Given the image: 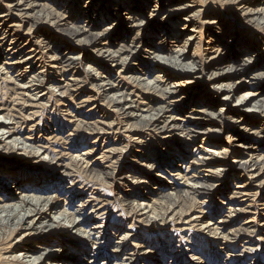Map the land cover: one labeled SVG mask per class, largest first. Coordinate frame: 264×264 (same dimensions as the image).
Masks as SVG:
<instances>
[{"label":"bare ground","instance_id":"bare-ground-1","mask_svg":"<svg viewBox=\"0 0 264 264\" xmlns=\"http://www.w3.org/2000/svg\"><path fill=\"white\" fill-rule=\"evenodd\" d=\"M56 1L59 0H15L13 3L20 16L33 20L35 15L32 13H39V18H42L41 13H47L46 7H51ZM81 2L83 0H72L70 2L71 9H67V11L68 13L72 11L78 17L86 19L88 26H77L74 32L72 29L71 35L89 38V43L95 51L97 50L105 58L110 61L114 60L117 63L115 67L121 68L120 73H127L129 70L126 69V66L131 62L144 64L143 60H145L146 69L143 85L148 92L159 95L162 100L163 106L158 107L159 104L156 99L146 101L145 106L141 108L139 104H135V101L130 100L131 95L114 80L112 81L110 78L101 80V82L98 80L100 82L99 85L97 84L99 97L101 96L111 103L112 108H114L113 113L117 117L113 122H110L111 127L115 129L118 126V129H120L119 127L123 125L126 131L133 132L130 128L131 121L141 122L149 133L158 134L168 142L165 143L167 149L165 156L169 160L166 159L167 164L165 167H148L146 165L148 161L161 163V156L155 159L156 156L152 154V150L145 149V153L148 155L144 159L147 162L142 166L151 169V171H156L154 181L143 183L139 180L140 177L134 175L120 177V182L123 185L128 184L125 188H133L139 184L145 185L147 190L148 188L152 190L155 187L153 189L155 193H149L147 197L130 196L129 201L127 200V206L131 211H135V214L136 212L142 213L140 217H144V221L146 220L149 225L157 228L162 229L172 223V230H174L175 225L181 223L183 225L181 229L187 231L186 227L191 226L194 229L200 225L199 231L205 234L207 238L217 240L219 245L222 246L219 249L220 253L216 251L217 256L226 254L227 264H243L242 262L248 254H256L255 242L245 243L249 246L247 245L241 253H235V249L232 250L230 246L233 239L229 235L232 233L226 231L229 224L227 220L216 221L214 219L216 215L214 214H211L205 222L202 221L204 217L200 215L187 220L188 218H184V215L187 216L184 211L175 212L176 209L172 206L164 210L162 203L155 197L161 194L159 193L161 188L164 189V181H167L170 185V187H167V185L165 188H170L172 191L169 193V197L175 199L174 207H179L186 199L206 194L210 189L204 188L205 185L196 182L197 179L206 178L207 175L202 176L203 173L211 174L212 177L210 178L215 179L217 183H221L223 178L231 176L237 189L233 192V200L243 197L241 203H245V201H248L245 199L251 197L249 192L252 190L254 183L258 182L264 174V147H255L252 144L253 141L236 136L235 141H239L241 144H237L232 150V148L219 143L223 134L221 130L206 127L213 121L212 119H224L227 108L215 112L214 108L217 106L215 98L211 99V103H205L206 105L201 103L203 97L199 98L201 93H199L195 83L198 77H194L198 71L199 62H197L198 59L195 60L194 55L197 54L198 49L203 50L202 56L207 55L210 60H217L218 63L222 62V65L228 67L222 74H215L214 81L236 80L240 76H246L252 70L259 71L260 67H256V65L261 61L260 56H252L249 49L243 50L242 42L238 38H232L233 40L230 41L231 43L224 54L219 56H213V54H220L223 45L217 46V44L214 45V41L206 40V44L200 47L202 38L193 35L196 32L194 23L196 16H186V13L194 7L188 3L182 4L181 0H113V2L112 0H102L104 6L100 11L101 19L99 20L90 17L92 5H95L98 0H88L85 2L87 5L84 9L78 10ZM112 4L115 7L113 10L110 9ZM150 4L155 6L150 8ZM241 5L243 6L238 10L242 19L250 26L262 28L264 32V0H242ZM144 6H148L147 9H144ZM53 16L60 19V14H54ZM53 16L51 18L54 19ZM66 18L62 16L61 21H65ZM12 20L13 18L9 12H0V81L14 84L24 94L32 93V98L35 101L34 106L38 107L42 105L43 101H46L45 97L47 96V92H41V90L52 91L58 83L54 79L50 80L51 77L48 78L46 67L43 65V54L37 53V50H32L28 54L23 53L26 50L25 47L28 41L24 36L17 33L16 25L12 23ZM158 20H162L164 28L157 29L153 26ZM220 20L219 17L218 21L209 23L210 33L216 35L217 31L222 30L220 29ZM102 25H107V28L100 30ZM60 26H66V23ZM120 26L124 28L118 34L119 36L123 34L127 37L137 33L139 39V36H144V29H149L150 37L147 36L144 43L138 41V39L128 42L126 38H120L119 36L115 40H113L114 38L111 39V34L115 33ZM94 27H97L98 32H93ZM223 33L224 31H221V34ZM46 37L43 38L46 42L42 41V43L49 52H53L51 61L55 62V65L52 68L60 69L58 74L63 79L65 78V84H59L56 88L68 89L78 86L81 83L80 78L78 79L75 75H67L65 68L81 65L84 61L82 55L74 56L72 52H61L62 49L68 48L65 43H61L60 49L54 52V41L56 39ZM156 38H164V40L156 43ZM143 47L144 50H142ZM192 47H196L193 55L189 52ZM145 54L148 55L146 56L148 58H144ZM163 54H168L171 58L163 57ZM230 54L232 57H230ZM160 65L165 69L160 68ZM260 70L262 72L255 73L250 77L249 83L245 82L243 78L233 84L222 82L221 85L215 87L218 91L217 97L221 99H219L220 103L230 107L231 100L236 97L235 103L231 107L235 113H244L246 116H250L249 114L252 113H264V99L261 98L263 92H261V85H258V81L264 82V69ZM34 71H37L35 75L33 74ZM155 71H158L156 73L159 74H154ZM93 72L97 73L96 70H92ZM11 73L14 74V77L9 76ZM98 75L102 74L98 72ZM46 85H48L47 88ZM244 88L250 91L236 96ZM64 94L65 91H61L60 95L64 96ZM181 95L184 96L178 100ZM189 102L191 103L190 115L184 116L182 110L184 111L185 105ZM174 103H177L180 107L175 106ZM179 108H182L181 111ZM182 116L183 118H181ZM73 118L76 119V122H79V125L92 124L88 121L83 122L82 119H77L78 117L74 115ZM100 119L106 121L105 117H99L95 120L98 125ZM244 120V118H239V120L230 119L237 129L247 132V126H245L247 123ZM20 127L18 119L8 112V109L0 100V230L2 227L9 230L11 235L18 232L21 234L16 242L19 243L21 248L15 245L17 248L13 251L14 246L7 245L6 256L0 255V264H62L64 261L65 264H98L105 253L109 254L107 255L108 259L101 264H133L135 258L141 254L159 257V260L153 261V264H168L166 260L169 255L172 256L174 263L185 261L187 264H208L202 255L198 256V253L186 257L182 255L183 253L180 250L172 253L162 252L160 247L157 254L150 249L145 250L150 246L146 247L145 244L138 242L133 243L130 240L132 236L129 232L122 234V228L110 226L106 220L100 224L99 221L108 214L106 207L97 204V199L94 196H89L84 200L83 193L90 189L86 188L83 191L84 183H78L73 178L74 175L71 174L67 165L57 164L59 175L63 173L64 177L57 179L46 176V172L50 171L52 173L53 170V165H50L53 164L52 161L55 159L53 151L38 146L33 138L24 137ZM263 132V129L256 130L251 135L264 139ZM200 136H202L201 142L196 145V141ZM132 138H134L133 142L140 145L144 144L145 139L149 136L139 133L133 134ZM190 146L193 147L190 148ZM113 151L107 153L114 154ZM93 153L95 151L93 147H90L84 154H81L82 156L72 157V162H80L86 173L91 176H98L99 173L98 175L95 173L96 167H94L97 163H91L88 160ZM228 160L231 161L228 163ZM177 162H181V164L176 165ZM194 166L197 169H193ZM62 169L64 170L60 172ZM27 170L32 171L34 174L24 173ZM184 173H187V175ZM129 178H132V180H128ZM258 194L255 195L254 193L256 197ZM90 195H93V192ZM78 200L83 201L77 206V210L73 211L72 208ZM205 203H197L200 204L201 210L199 211L201 214L205 211ZM262 206H264V203ZM117 208L114 207V211ZM229 209L233 218L234 209ZM261 210H264V207ZM177 215H179L178 218ZM259 215L260 213L257 211L255 216L249 218L243 225L247 226L245 228L247 232L256 234L252 238L260 243V247L264 244V221L259 226L261 228L254 231L252 230L253 226H248L256 223ZM119 233L121 234L119 235ZM238 237L239 235L237 239ZM18 247L20 248L19 251ZM112 255L114 258L111 259ZM82 258H85V260H82ZM113 260H115L114 263ZM212 264H220V262L217 260Z\"/></svg>","mask_w":264,"mask_h":264},{"label":"rangeland","instance_id":"rangeland-1","mask_svg":"<svg viewBox=\"0 0 264 264\" xmlns=\"http://www.w3.org/2000/svg\"><path fill=\"white\" fill-rule=\"evenodd\" d=\"M14 1L15 0H0V12H9L11 14V17L13 18L12 23L16 25L17 33L24 36V38L28 41L27 46L25 47L26 50L23 53L28 54L31 53L32 50H37V53H41V55H44V60L42 59L44 61L43 65L46 67L48 78L51 77L50 80L54 79L58 83V85L65 84V78L63 79L58 74V70L60 69L52 68L55 65V62L53 63L51 61L53 52H49L46 49L44 43H42V41L46 42L43 39L44 36H47L46 38L52 37L56 39L54 41V52L60 49L61 43H65L66 45H68V48L62 49L61 52H72L74 56L82 55V59L84 60L82 61L83 63L81 65H75L65 68V72L67 73V75L77 76L78 79L80 78L79 80H81V83H79L78 86H75L76 88L70 87L68 89H60V87L56 88V86L58 85H55V87H53L54 90L49 91L50 93L48 92V90H41V92H47V96L45 97L46 101H43L42 105L38 107L34 106L35 101L32 98V93L24 94L23 91L17 88L14 84L6 83V81H0L1 103L4 104L10 114L14 115L18 119L21 125L20 130L23 136L27 138H33L35 144L38 143V146L46 147L50 151L52 150L54 153L55 159H53L54 161H52L53 164H50L51 166L53 165L52 173L48 171L45 173V175L60 179L65 175L63 173L59 175L57 164H63L64 166L67 165L71 174L74 175L73 178H75L78 183L85 184H83V191L86 190V188L90 189L87 190V192L83 193L85 197L84 200H86L89 196H94V198L97 199V204L104 205L106 207V211L108 212V214L107 216H104L105 218L99 221L100 224L106 220L108 225L114 226L116 228H122V234L129 232L132 236L130 237V240L133 243L136 244V242H138L141 244H145L146 247L150 246L145 250L150 249L156 254L157 251H159L160 247L162 252L168 251L169 253H172L180 250L183 253L182 255L186 257L198 253V256L202 255L204 260L208 264H212L217 260L220 262V264H227V257L225 256L226 254H219V256H217V254L221 252L219 249H221L222 246L219 245V242L217 240L207 238L205 234L199 231L198 228L200 227V225L197 228L195 227L194 229L191 226L186 227V225L185 227L188 229L187 231H183L181 229L183 228V225L178 222V224L175 225L176 228L174 230H172V223H169L167 227H163L162 229L157 228L156 226L149 225L146 220L144 221V217H140L142 213L136 212L135 214V211H131L129 206H127V200L129 201L130 196L136 195L137 198L141 196L147 197L149 196V193H155L153 190L155 187H153L152 190L151 188H148L147 190L145 188V185L139 184L133 188H125V186H128V184L124 183L125 185H123L122 182H120V177L123 175H134L138 178L140 177L139 180H141V182L143 183L154 181L153 179L155 177L156 171H151V169L142 166L147 162L144 159L145 156L148 155L147 153H145V149L152 150V154L156 156L155 159H158L161 156V163H158L157 161H148V163H146L148 167H165L167 164V160H169V158L165 156L167 154L165 143L168 142L164 140V137L158 136V134L149 133V131L146 130L141 122L138 123L137 121L134 122L133 120L131 121L132 124L130 122L131 126H129L132 129L131 131L133 132L126 131L124 128L125 126L121 124V126L119 127L120 129H118V126L115 129L114 127H111L110 122H113V120L117 119V117H115V114L113 113L114 108H112L111 103L108 100H104L103 97H99L97 84L99 85L101 80L110 78V80H114L119 86L124 88L123 90H126L127 93L131 95L130 100L135 101V104H139L141 108L145 106L146 101H153L156 99L158 100V107H160V105L163 106L161 102L162 100L159 95L154 94L150 91L148 92L147 88L143 85L146 61L143 60L144 64H139L138 62L133 61L134 63L131 62L126 66V69L132 72L128 71L129 73H120L121 68L115 67L117 66V63L114 60L110 61L109 59L105 58L103 55L99 54L97 50L95 51V49L89 43V38H86V36H72V29L74 32V29L77 26H88V22L86 19H82L80 18V16L78 17V15L72 11L71 13H68L67 9H71L70 2H72V0H59L60 3L59 1L54 2V4L51 6L54 11L50 6L49 8L46 7L45 10L47 13L44 14V12H42L41 14L44 16H42V18H39V13H32L33 15H35V18H33V20H28L20 16V13L16 11V8L14 7ZM87 1L88 0H83V2H81L79 5L78 10L84 9V7L87 5V3L85 2ZM181 3H188L193 5L194 7L191 11L186 13V16H196L194 19L196 32L193 35H196L197 38H202V40L200 41V47L201 45L204 46L206 44V40L214 41V45L217 44V46L223 45L220 54H213V56H219L224 54V51L231 43L230 41L233 40L232 38H238L242 42L243 50L249 49V53L252 56H260L261 61L258 65H256V67L264 69V32L262 28H255L253 26H250L239 15L238 9L243 6L241 5L242 0H181ZM103 6L104 5L102 4V0H98L95 5H92L90 17L92 19L94 18L95 20L101 19L100 11ZM154 6V4H150V8H153ZM147 7L144 6L143 8L147 9ZM114 8L115 7H113L112 4L110 6V9L113 10ZM58 13L60 14V19L53 16L54 14L59 15ZM51 16H53L54 19L51 18ZM62 16L65 18L67 17L65 21H61ZM219 17L221 19L220 26L222 27H220V29H222L221 31H224V33L221 34V31H217V34L215 35L209 32V23L216 20L218 21ZM56 21L61 22L57 23ZM64 23H66V26H60L64 25ZM153 26L157 29L165 27L162 24V20L156 21ZM105 27L107 28V25H102L100 30H104ZM124 27L120 26L115 33H112L110 36L111 39L114 38L113 40H115V38L119 36L118 34L122 32V29ZM94 29L95 30H93V32H98V30H96L97 27H94ZM143 35L144 36H139V39L137 37V33H134L133 35L127 37L122 34V36L120 35L119 37L126 38L128 42H133V40L136 41V39H138V41H143L144 43L146 37L150 35L149 29H144ZM161 40H164V38L155 39L156 43H159ZM116 42L118 43L119 41ZM195 48L196 47H192L189 50L192 55L196 51L194 50ZM144 49L145 48L143 47L142 50ZM197 51V54H195L194 56L196 57L195 60L198 59L197 62H199V67L194 77H198V80L195 83L199 89V93H201L199 98L203 97L201 103H204V105H206L205 103H211V99L215 98V104H217L216 108H214L215 112H220V109L227 108L224 113V119H212L213 121L206 125V127L221 130L223 134L220 138L219 143H221L223 146L232 148V150L237 144H241V142L235 141L236 136H240V138L244 140H251L253 141L252 144L255 147L263 148L264 139L255 137L251 135V133L256 130H264V113H252L249 114L250 116H246L244 113H235L234 109L231 107L235 103L236 97L231 100L230 107H227L225 106L226 104L220 103L221 99L217 97L218 91L215 89V87L221 85L222 82H225L224 84L229 82L233 84L242 80L243 78L245 79V82L249 83L251 80L250 77H252L255 73L262 72V70H252L246 76H240L236 80L232 79L227 81H214V75L222 74L225 69H228V67H226V65H222V62L218 63L217 60H210L209 56L207 55L202 56L203 50L201 51L198 49ZM41 55L39 54V57ZM163 55V57H166L168 59L171 58H169L168 54ZM144 56V58H148L146 57L148 56L147 54H145ZM230 57H232L231 54ZM160 68L165 69L161 65ZM92 70H96L97 73H92ZM35 72L37 71L33 72L34 75ZM98 72L102 75L99 76ZM156 72L158 71H155L154 74L158 75L159 73ZM95 74H97L98 76H95ZM13 75L14 74L11 73L9 76L14 77ZM96 77L98 78L96 79ZM98 80H100V82ZM258 85H261V92H263L261 98L264 99V82L261 83L260 81H258ZM45 87L47 88L48 85H46ZM63 90L65 91L64 96L60 95L61 91L64 92ZM248 91L250 90L247 88L241 89L236 96H239ZM182 96L184 95L179 96L178 100ZM96 97L98 98L95 99ZM174 104H176L175 106L180 107L177 103ZM179 109L181 111L182 108ZM182 112V115L184 116L190 115V102L185 105V109L184 111L182 110ZM243 114L245 115V117ZM73 115L78 117L77 119H82L83 122L88 121V123L92 124L87 126L79 125V122L75 121L76 119L73 118ZM99 117H105L106 121L104 122L100 119L98 125L95 120ZM181 118H183V116ZM239 118L245 119L244 121L247 123V125H245L247 126V132L240 131L230 121V119L239 120ZM139 133L142 135L145 134L146 136H149V138L145 139L146 142L144 141V144L142 143L140 145H137V143L133 142L134 138H132V136L133 134ZM201 139L202 136L197 139L196 145L200 144ZM90 147H93L95 153H93L92 156H89L88 160H90L91 163H97L94 167H96L95 173L97 175L99 173L98 176H91L90 174L86 173V171L82 168L83 165H81L80 162H72V157L77 155L82 156L81 154H84V152L90 149ZM191 147L193 146H190V148ZM111 150H114V154L107 153ZM143 155L144 157L142 158ZM230 161L231 160H228V163ZM179 164H181V162L176 163V165ZM193 169H197V167L194 166ZM63 170L64 169L60 170V172ZM24 173L31 175L34 174L32 171L28 170L24 171ZM185 175H187V173ZM203 175H207L205 176L206 178L203 177L202 179H197L196 182L205 185L203 187L210 189V191L206 192V194H201L198 197L195 196L191 199L184 200L179 207L173 206L176 201L175 199L169 197V193H171L172 191L170 190V188H165L167 185V187H170L167 181L163 182V187L166 190L161 188V191L159 192L161 194L155 198L159 199L164 210L169 209L172 206L176 209L175 212H179L180 210L184 211V213L187 215H184V218H188L187 220L193 218L194 216L200 215L204 217V220L202 221L205 222L211 214L216 215V217L214 218L216 221H220L222 219L227 220L229 224L226 231L232 233L231 235H229L230 238L233 239L230 243V246L232 250H236H234L235 253H241V251H243L244 248L248 245L245 243H251L252 241L255 242L254 245L257 249L256 254H248L246 259H244L242 263L264 264V244L259 247L260 243L252 238L256 234L247 232V230L245 229L247 226L243 225V223H245V221L247 222L249 218H253L257 211L258 213H260V215L257 217L256 223L250 224L248 226H253L252 230L254 231L256 229H260L261 227L259 226L264 221V216H261L264 215V210H261L264 207L262 206V204L264 203V174H262V178H259L258 182L254 183L252 190L249 192L251 197H248L249 199H245L248 200L245 201V203H241L244 199L243 197H239L238 199L233 200V192L237 191V189L235 188L236 183L234 184L231 176L225 177L221 180V183H217L215 179L210 178L212 177L211 174L203 173L202 176ZM188 176L190 177L191 175ZM30 177L33 178L32 176ZM128 180L131 181L132 178H129ZM239 181L241 180L239 179ZM260 184L262 185L260 186ZM92 192L93 195H90ZM256 192L259 193L257 197L255 196L257 194ZM81 201L83 200H78L76 202V204L72 208L73 211L77 210V206L81 203ZM203 202H206L204 206L205 211L203 214H201L199 211L201 210L200 204L197 203ZM251 205L253 208L251 207ZM114 207L118 208L114 211ZM229 208L234 209V214L232 213L233 218L230 215ZM239 209L240 211H238ZM178 216L179 215H177V218ZM184 222L182 221V223ZM121 233H119V235ZM238 235L239 237L237 239ZM20 236V232L11 235V232L9 230L3 229L1 227L0 255L3 254L4 256H6L5 252L7 250V245L14 246L13 251L17 248L16 246H20L19 243H16ZM255 238L257 239V237ZM20 248L18 247V251ZM216 251H218V253H216ZM107 255L109 254L105 253V255L98 261V264L105 262L106 259H108ZM112 258H114L113 255L111 259ZM82 260H85V258H82ZM158 260L159 257L157 258L141 254L139 257L137 256L135 258L133 264H153V261ZM166 261L168 264H187L185 261L174 263L171 255L168 256ZM114 262L115 260H113V263ZM62 264H65V261Z\"/></svg>","mask_w":264,"mask_h":264}]
</instances>
